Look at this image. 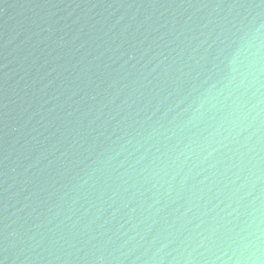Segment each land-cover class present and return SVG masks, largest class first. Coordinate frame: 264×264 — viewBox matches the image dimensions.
I'll return each mask as SVG.
<instances>
[{"label": "water", "instance_id": "water-1", "mask_svg": "<svg viewBox=\"0 0 264 264\" xmlns=\"http://www.w3.org/2000/svg\"><path fill=\"white\" fill-rule=\"evenodd\" d=\"M0 264H264V0H0Z\"/></svg>", "mask_w": 264, "mask_h": 264}]
</instances>
